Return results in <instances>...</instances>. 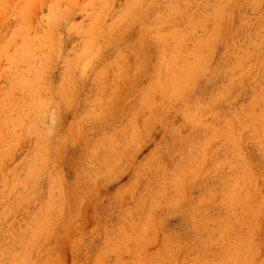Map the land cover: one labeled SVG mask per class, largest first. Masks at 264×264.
<instances>
[{"label": "rangeland", "instance_id": "rangeland-1", "mask_svg": "<svg viewBox=\"0 0 264 264\" xmlns=\"http://www.w3.org/2000/svg\"><path fill=\"white\" fill-rule=\"evenodd\" d=\"M0 264H264V0H0Z\"/></svg>", "mask_w": 264, "mask_h": 264}]
</instances>
